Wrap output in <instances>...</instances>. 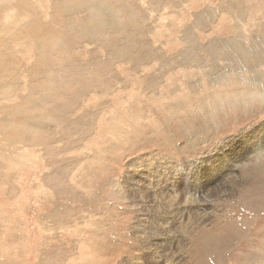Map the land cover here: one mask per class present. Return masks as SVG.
Listing matches in <instances>:
<instances>
[{
    "label": "rangeland",
    "instance_id": "1",
    "mask_svg": "<svg viewBox=\"0 0 264 264\" xmlns=\"http://www.w3.org/2000/svg\"><path fill=\"white\" fill-rule=\"evenodd\" d=\"M170 263L264 264V0H0V264Z\"/></svg>",
    "mask_w": 264,
    "mask_h": 264
},
{
    "label": "bare ground",
    "instance_id": "2",
    "mask_svg": "<svg viewBox=\"0 0 264 264\" xmlns=\"http://www.w3.org/2000/svg\"><path fill=\"white\" fill-rule=\"evenodd\" d=\"M186 175V174H185ZM186 178V176L182 177V181ZM187 182V181H186ZM192 197V195H190ZM195 197L193 196L192 200L194 201ZM160 208V207H159ZM158 215V214H157ZM156 220V219H155ZM158 224V223H157ZM158 226V225H157ZM64 227V226H63ZM171 264V263H170Z\"/></svg>",
    "mask_w": 264,
    "mask_h": 264
}]
</instances>
